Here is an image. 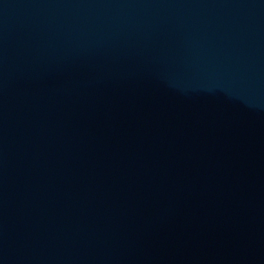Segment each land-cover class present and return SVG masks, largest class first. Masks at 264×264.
Segmentation results:
<instances>
[{
    "label": "water",
    "instance_id": "obj_1",
    "mask_svg": "<svg viewBox=\"0 0 264 264\" xmlns=\"http://www.w3.org/2000/svg\"><path fill=\"white\" fill-rule=\"evenodd\" d=\"M0 264H264V0H0Z\"/></svg>",
    "mask_w": 264,
    "mask_h": 264
}]
</instances>
